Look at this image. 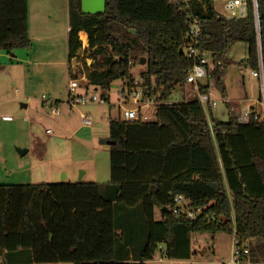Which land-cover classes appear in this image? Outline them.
<instances>
[{
  "label": "trees",
  "instance_id": "1",
  "mask_svg": "<svg viewBox=\"0 0 264 264\" xmlns=\"http://www.w3.org/2000/svg\"><path fill=\"white\" fill-rule=\"evenodd\" d=\"M68 3V60L85 32L93 62L86 77L105 101L116 80L134 87L131 69L144 57L139 86L154 101V119H109L106 183L0 185L3 264H145L160 246L169 260H189L197 253L192 234L233 229L264 259V121L253 110L241 119L225 101L227 121L206 113L186 82L192 61L183 53L191 14L201 26L199 49L211 58L207 78L225 99L233 44H246L252 72L259 47L264 73V0H256L257 14L245 0L243 17L218 13L214 0H105L100 14L81 13L80 0ZM30 46L27 0H0V51ZM177 92L180 101H172ZM175 196L202 213L177 217L170 209Z\"/></svg>",
  "mask_w": 264,
  "mask_h": 264
},
{
  "label": "rangeland",
  "instance_id": "2",
  "mask_svg": "<svg viewBox=\"0 0 264 264\" xmlns=\"http://www.w3.org/2000/svg\"><path fill=\"white\" fill-rule=\"evenodd\" d=\"M57 2V0H55ZM42 2V5H39ZM46 2L49 9L40 12ZM49 2V3H47ZM225 0H215L218 13L226 15L223 9ZM31 17L30 48H18L11 54L0 56V185L50 184L109 181V119L121 117V109L127 108L132 95L126 88L124 97L118 89L123 86L120 80L111 84L109 97L104 102H93L69 107L68 100V51H67V14L64 7L50 0H29ZM48 29L43 33L40 26ZM45 29V30H46ZM29 36V35H28ZM79 34L80 39L86 35ZM246 52L244 44L235 43L230 47L229 60L223 78L227 90V104L242 116V112L254 106V100L261 102L258 112L264 109V100L259 97L261 79L252 76V70L244 67ZM88 53L80 51V66L76 72L82 74L85 70ZM11 59V60H10ZM82 60V61H81ZM10 61L12 63H10ZM81 63L83 69L81 68ZM93 62L90 63L91 64ZM92 69V68H91ZM145 70V64H136L131 69L134 80H137L134 90L139 95V103L146 100L140 88V73ZM201 85H208L209 103L202 105L205 112L209 110L216 120H228L227 108L220 92L209 82L202 79ZM95 95L100 98L101 90L92 86L78 87L76 94ZM261 93V92H260ZM180 93H174V98ZM247 95L251 103L241 101ZM126 97V98H125ZM259 97V98H258ZM125 98V99H123ZM181 99V95L178 97ZM58 100L59 115L50 113L49 103ZM46 102L47 104L43 103ZM25 105L26 107H23ZM150 110V109H149ZM153 107L148 111L147 119H154ZM142 115V109L138 110ZM80 114L88 115L92 125L80 124ZM46 130L49 132L47 133ZM17 149L27 152L20 155ZM87 171V173H83ZM140 207V206H138ZM139 222L135 213L131 217ZM158 219V213L155 214ZM118 221V216L114 218ZM198 240L195 242V240ZM191 249L197 250L189 260L170 262L160 259L157 251L156 261L150 264H227L230 259L232 236L224 232L212 235L210 232L191 235ZM0 264L3 260L0 259Z\"/></svg>",
  "mask_w": 264,
  "mask_h": 264
},
{
  "label": "built area",
  "instance_id": "3",
  "mask_svg": "<svg viewBox=\"0 0 264 264\" xmlns=\"http://www.w3.org/2000/svg\"><path fill=\"white\" fill-rule=\"evenodd\" d=\"M186 2V0H183ZM253 1V8H255V0ZM223 9L226 11V17H243L246 12V3L245 0H225V3L223 5ZM187 32H186V45L183 50V53L185 57L192 61V66L190 69H188L186 74V82L191 84L193 86L195 97L197 101L201 104H208L209 103V97L210 93L209 91H201L199 89V83L200 80L207 78L209 72L212 69V63L211 58L209 54L205 51H202L199 49V40L201 38V26L199 23V20L192 16L191 14L187 15ZM81 41L80 48L73 54V56L68 61V68H69V74L70 78L68 81V100L67 104L69 107H74L77 105H84L87 103H93V102H104L102 98H98L95 95H87V93L84 91L82 94H76V89L78 87H84L85 90L87 87H89V82L86 77L87 71L83 69V66L86 68V63L83 62V66L81 63V68L83 69L82 74H78L76 72L75 66H80V51L86 50V42H87V35L84 39L79 38ZM87 52V51H86ZM88 53V52H87ZM258 53H259V61H258V71L252 72L253 77H258L261 79V86L260 91L262 94V99L264 100V73H263V67L260 60V52L258 47ZM87 61V66L90 68V63L92 62V59L85 58ZM82 61V60H81ZM137 80L133 81L134 86L136 85ZM125 88L122 86L120 89V92H123ZM132 95V104L135 105V107H127L121 109V117L123 121L126 122H133L138 119H141L142 121H148L147 116L145 113H142V115H139L138 110L140 109L137 105H141L139 103V95L137 90H134L132 87L129 90ZM153 100L147 99L145 102H150ZM226 101V100H224ZM47 104L45 101L43 102ZM49 109L50 113L52 115H58L59 110L57 109V106L53 103H49ZM250 110H246L242 114V118L246 119ZM254 118L260 121H264V115H261L258 111H253ZM80 123L83 126H91L92 121L88 115L80 114ZM48 133L49 131L46 130ZM171 211L174 215L177 217L184 215L187 219H195L202 213V209L200 208H189L188 202L186 199H184L182 196H175L173 198V204L170 207ZM235 230L233 229L232 236V243H231V253H230V259L227 264H264V259H260L256 255L252 254L250 250V243L248 241L244 243H240L238 240L235 239L234 235ZM163 254V253H162ZM31 264H38V263H31ZM57 264H68V263H57Z\"/></svg>",
  "mask_w": 264,
  "mask_h": 264
},
{
  "label": "crops",
  "instance_id": "4",
  "mask_svg": "<svg viewBox=\"0 0 264 264\" xmlns=\"http://www.w3.org/2000/svg\"><path fill=\"white\" fill-rule=\"evenodd\" d=\"M50 2H54V3H57V4H60L61 6H63L64 7V10L66 11V14H67V24H66V30L68 31L69 30V3H68V0H57V2L55 1V0H50ZM46 2H44L43 3V6H41V8L39 9L40 10V12L41 13H44V11H45V9H49V7H47L46 6V4H45ZM47 3H49V2H47ZM214 4H215V0H214ZM39 5H42V2H39ZM214 9L216 10V8H215V5H214ZM217 11V10H216ZM222 15H224V14H222ZM27 18H28V35H29V37H30V33H31V25H30V22H31V17H30V6H29V0H27ZM40 31L41 32H43V33H45V32H47V30H49V28L48 29H44V27H43V25L42 26H40ZM79 34H83V35H86V33L85 32H83V31H81V32H79ZM31 40V39H30ZM239 43H241V42H239ZM242 44H244V43H242ZM244 49H245V52H246V55H247V46H246V44H244ZM2 53H4V54H6V55H9V56H11V57H14L13 56V54H11V53H7V52H5V51H2ZM1 52H0V56H1V58H2V54ZM246 55H245V58H246ZM245 58H244V60H245ZM11 60V59H10ZM232 61L230 60V63H231ZM10 63H12L11 61H10ZM243 66L245 67V63L243 64ZM203 80H200V82H202ZM225 90H226V88H225ZM109 91H110V89H109ZM118 92H120V88L118 89ZM124 92V91H123ZM123 92H120V94H122L121 96L122 97H124L125 95H124V93ZM261 92V91H260ZM259 92V97H260V99H261V93ZM179 95H181V94H179ZM179 95H177L175 98V101L177 102V101H180V99L178 98L179 97ZM108 97H109V94H108ZM258 97V98H259ZM126 98V97H125ZM125 98H123V99H125ZM126 100H127V103L128 104H130V106L129 107H135V105H133L132 104V100H130V102L128 101V99L126 98ZM224 100H226L225 102L226 103H228V101H230L229 100V98H228V93H227V90H226V97H225V99ZM241 101H245V102H249V103H251V99L250 98H247V95H244V96H242V99H241ZM50 103H53L54 105L56 104V103H58L59 104V102H58V100H55L54 102H52V101H50ZM252 103H254L255 104V107L254 106H250L249 108H246L243 112H242V114L246 111V110H253V111H258V105H260L261 104V102H259L258 101V99L257 100H254ZM56 105V106H59V105ZM140 109H142V113H145V114H147V112L149 111L150 112V110H151V107H153V111H151L152 112V114L154 113V103L152 102V101H150V102H145V101H143V103H141V105H137ZM23 107H26L25 105L23 106ZM150 109V110H149ZM262 112L264 113V109H263V106H262ZM237 114H239V113H237ZM59 115V114H58ZM214 115V114H213ZM240 115V114H239ZM55 116H57V115H55ZM240 118L241 119H243L242 118V116H240ZM81 124V123H80ZM84 174L85 173H87V171H85V169H84V172H83ZM156 213H158V219L157 220H159L160 219V212L156 209L155 210V214ZM154 218H155V216H154ZM156 220V219H155ZM194 234H197V233H194ZM193 235V234H192ZM196 241H198L197 239L195 240V242ZM195 242H192L191 241V243H195ZM199 242V241H198ZM164 250V248H163V246H160V248H159V252H160V255L163 257V258H159L157 261L158 262H162L160 259H167V258H165L164 256H163V254H162V251ZM167 260H169V259H167ZM156 261V259H155V257L153 258V259H151V260H148V261H146L145 262V264H150V263H153V262H155ZM170 262H172V261H180V260H169Z\"/></svg>",
  "mask_w": 264,
  "mask_h": 264
},
{
  "label": "water",
  "instance_id": "5",
  "mask_svg": "<svg viewBox=\"0 0 264 264\" xmlns=\"http://www.w3.org/2000/svg\"><path fill=\"white\" fill-rule=\"evenodd\" d=\"M255 12L257 14V4L255 0ZM80 11L83 14H100L105 11V0H80ZM258 30V23H257ZM181 53V50L179 51ZM139 64H145V58L141 57L139 60ZM24 106V105H23ZM114 142L112 140L106 141V144L112 145ZM17 152L20 155L25 154L26 150L17 149Z\"/></svg>",
  "mask_w": 264,
  "mask_h": 264
},
{
  "label": "bare ground",
  "instance_id": "6",
  "mask_svg": "<svg viewBox=\"0 0 264 264\" xmlns=\"http://www.w3.org/2000/svg\"><path fill=\"white\" fill-rule=\"evenodd\" d=\"M82 37H84L83 34H82Z\"/></svg>",
  "mask_w": 264,
  "mask_h": 264
}]
</instances>
